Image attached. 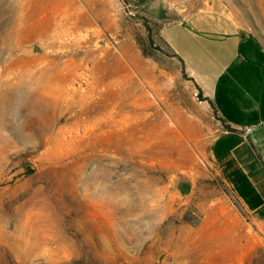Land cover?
Instances as JSON below:
<instances>
[{"label": "rangeland", "instance_id": "rangeland-1", "mask_svg": "<svg viewBox=\"0 0 264 264\" xmlns=\"http://www.w3.org/2000/svg\"><path fill=\"white\" fill-rule=\"evenodd\" d=\"M245 35L264 0H0V264H264L195 81Z\"/></svg>", "mask_w": 264, "mask_h": 264}, {"label": "crops", "instance_id": "crops-1", "mask_svg": "<svg viewBox=\"0 0 264 264\" xmlns=\"http://www.w3.org/2000/svg\"><path fill=\"white\" fill-rule=\"evenodd\" d=\"M233 26L240 33L241 29L234 21ZM242 41L245 46L242 58L234 56L225 78L218 82L220 96L209 94L195 81L203 97L210 101L226 126L220 135L212 139V158L223 173L242 213L249 216L253 227L263 231L264 48L253 36L245 35ZM236 90L242 92L244 99L235 98ZM232 112L240 119L230 116Z\"/></svg>", "mask_w": 264, "mask_h": 264}]
</instances>
